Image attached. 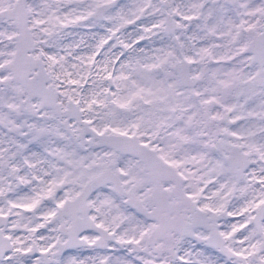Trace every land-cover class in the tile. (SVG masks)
I'll use <instances>...</instances> for the list:
<instances>
[{
	"label": "snow or ice",
	"instance_id": "snow-or-ice-1",
	"mask_svg": "<svg viewBox=\"0 0 264 264\" xmlns=\"http://www.w3.org/2000/svg\"><path fill=\"white\" fill-rule=\"evenodd\" d=\"M0 264H264V0H0Z\"/></svg>",
	"mask_w": 264,
	"mask_h": 264
}]
</instances>
